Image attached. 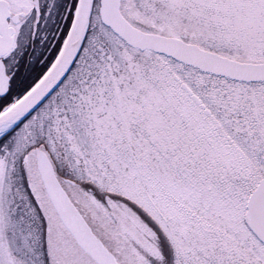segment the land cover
Instances as JSON below:
<instances>
[{
  "label": "snow or ice",
  "instance_id": "1",
  "mask_svg": "<svg viewBox=\"0 0 264 264\" xmlns=\"http://www.w3.org/2000/svg\"><path fill=\"white\" fill-rule=\"evenodd\" d=\"M0 264H264V0H0Z\"/></svg>",
  "mask_w": 264,
  "mask_h": 264
}]
</instances>
